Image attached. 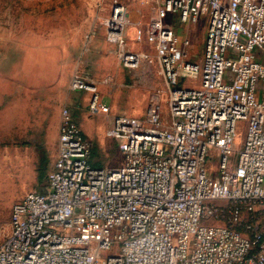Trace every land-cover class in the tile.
<instances>
[{"label": "built area", "instance_id": "2783aa9c", "mask_svg": "<svg viewBox=\"0 0 264 264\" xmlns=\"http://www.w3.org/2000/svg\"><path fill=\"white\" fill-rule=\"evenodd\" d=\"M157 2L181 23L207 19L201 63L173 27L152 24L169 120L112 117L105 137L122 163L100 168L64 106L53 169L13 205L0 264H264V0ZM125 17L114 8L106 40L135 69ZM70 89L92 93V114L110 112L90 79Z\"/></svg>", "mask_w": 264, "mask_h": 264}, {"label": "rangeland", "instance_id": "374dc122", "mask_svg": "<svg viewBox=\"0 0 264 264\" xmlns=\"http://www.w3.org/2000/svg\"><path fill=\"white\" fill-rule=\"evenodd\" d=\"M117 6L126 9V49L140 57L135 69L124 67L106 40L105 23ZM154 21L188 40L189 60L201 63L207 19L181 23L157 0H0V244L10 234L13 205L44 189L64 106L90 141L92 164L103 168L122 163L119 143L105 137L112 117L157 114L169 120L168 90L151 35ZM75 75L97 85L108 114L90 112V91L70 89ZM197 83L180 81L187 87Z\"/></svg>", "mask_w": 264, "mask_h": 264}, {"label": "crops", "instance_id": "0c3cea01", "mask_svg": "<svg viewBox=\"0 0 264 264\" xmlns=\"http://www.w3.org/2000/svg\"><path fill=\"white\" fill-rule=\"evenodd\" d=\"M60 119H61V117H60ZM60 126V125H59ZM58 139H59V131H58ZM57 147H58V140H57ZM56 157H57V150H56ZM56 157H55V160H56ZM55 160H54V163H55ZM54 163H53V165H54ZM53 169V166H52V168H51V170ZM50 170V171H51Z\"/></svg>", "mask_w": 264, "mask_h": 264}, {"label": "trees", "instance_id": "16d2710c", "mask_svg": "<svg viewBox=\"0 0 264 264\" xmlns=\"http://www.w3.org/2000/svg\"><path fill=\"white\" fill-rule=\"evenodd\" d=\"M95 166V165H94ZM95 167H98V166H95ZM101 168V167H100Z\"/></svg>", "mask_w": 264, "mask_h": 264}]
</instances>
